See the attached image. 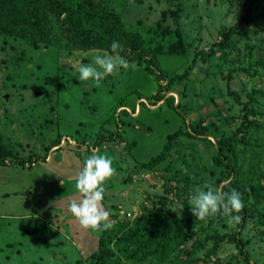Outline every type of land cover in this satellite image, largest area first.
Masks as SVG:
<instances>
[{"label":"rangeland","instance_id":"rangeland-1","mask_svg":"<svg viewBox=\"0 0 264 264\" xmlns=\"http://www.w3.org/2000/svg\"><path fill=\"white\" fill-rule=\"evenodd\" d=\"M247 1L184 0L181 16L179 12L167 14L161 21V11L178 8L177 1L113 0L112 5L123 13L128 29L170 26L173 34L175 30L183 32L179 31L184 34L180 40L190 46L189 53L182 57L157 56L165 73L160 93L173 100L188 124L205 130V136L175 140L166 162L156 170H145L140 164L158 155L166 136L178 128L185 129V125L164 101L155 103L153 96L159 86L145 64L128 60L127 70L121 68L96 86L91 80L81 81L78 69L104 51L53 50L45 45L33 50L18 41L0 38V141L22 159L31 161L20 165L6 160L0 165V264H96L100 239L107 237L113 238L107 244L110 264H139L127 258L134 245H129V240H116L133 230L141 214L153 212L145 233H154L164 218H184L191 213L190 198L205 182L219 179L221 183L215 184L224 186L225 181L233 180L230 168L214 164L213 158L219 140L238 129L240 135L232 142L236 155L234 149L223 144L221 156L236 163L237 177L247 178L244 183L264 182V96L254 94L252 100L249 97L254 90L264 92V70L249 66L264 57V0L257 4L263 10L261 24L238 31L250 36L238 40L235 34L228 48L214 47V56L205 63L196 55L210 50L211 44L219 40V31L239 19ZM194 56L197 64L189 75L182 80L175 78ZM220 56L227 60L228 68H238L230 74L231 79L225 72L227 67L222 72ZM171 79L176 81L166 90ZM228 90L239 93L241 102L247 103L249 120L256 127L245 124L240 128L241 106L227 94ZM122 105L128 108V116L119 114ZM119 117L130 125L120 120L121 126L115 125ZM119 129V140L94 146L98 137ZM58 133L62 142L45 154L44 147L51 145ZM77 135L80 139L85 136L82 148H78ZM87 145L92 147L91 152ZM94 151L112 157L116 169L104 185L103 205L113 222L109 230L86 229L69 211L70 202L80 199L76 181L86 158ZM167 187L169 194L165 192ZM121 212H130L131 217L121 218ZM261 213L264 202L241 233L246 255H241L235 244L224 242L218 256L208 261L264 264ZM191 224L198 238L237 230L236 223L229 222L228 217L213 222L210 218L193 220ZM169 226L172 225L166 228ZM195 237L184 245H191Z\"/></svg>","mask_w":264,"mask_h":264},{"label":"trees","instance_id":"trees-1","mask_svg":"<svg viewBox=\"0 0 264 264\" xmlns=\"http://www.w3.org/2000/svg\"><path fill=\"white\" fill-rule=\"evenodd\" d=\"M175 1H177L176 5L179 7L175 9L169 8L167 13L164 10L161 11V21L165 20L167 14L176 15L179 12L178 15H182V12H184L182 6L184 0ZM258 1L259 0H248L245 2L241 7L242 14L239 19L234 21L232 25L224 26L219 31V40L211 44L210 50L208 52H198V54H196L200 56L203 63L214 56L215 48H228L231 42H234L233 36L238 34L241 28L248 29L249 27L261 24L260 21L262 19L263 10L257 5ZM112 4L113 0H0V38H2L3 41H7L8 39L18 41L31 47L33 50H37L42 45H45L53 50L54 48L65 51L99 50L108 53L111 52V42L113 40L119 41L124 47V51L121 53L124 58L129 61L134 60L138 65L145 64L146 70L155 76L159 86V90L153 96L155 103L159 104L161 101H164V104L166 103L167 106H170L171 109H174L181 116L183 124L185 125V129L178 128L173 133L166 136V142L158 155L152 157L148 162L140 164V167L145 170H156L158 165L166 162L168 153H170L175 140L179 138L195 140L201 137V135L205 136V130H199L195 124H188L184 114L179 111V107L173 103V100L165 98L164 94L160 93L165 73L160 69L157 56L160 54H169L182 57L189 53L190 46L185 43L183 45V42L180 40L182 35H184L181 34L183 32L175 30L174 35L170 26L161 27L160 29L151 26L144 28V31L142 28L134 29L135 26L133 29H128L123 19V13L116 10ZM199 29L200 28L196 29L198 34L200 32ZM246 36L250 35L247 32L243 35L238 34L235 39L240 40L241 38H246ZM197 56H194L186 70L175 78L182 80L187 77L197 64ZM220 58H223L221 68L223 72V68L227 67L228 64L227 60L224 61L223 56H220ZM223 64L225 65L223 66ZM249 66L252 68L259 67L264 70V57H262L261 60L258 59L254 63L249 64ZM237 69L238 68H225V72H227L229 79H231L230 74L232 72H237ZM251 73L255 75L254 71ZM174 81L176 80L171 79L166 86V90L169 89V85ZM227 94L233 96L235 101L241 106L243 121L240 124V128H243L245 124L256 127V125L249 120L250 113L246 107L247 103L241 102L239 93L228 90ZM254 94L264 96V92L261 90H254L249 94L251 100ZM155 103L152 105H157ZM127 109L126 106L122 105V108H120L118 112L120 115L128 116L130 113ZM108 120L112 119H107V121ZM119 120L120 123H128L124 121L122 117H119L116 119L117 123L115 122V125L118 124ZM120 123L118 124L119 127L121 126ZM119 131L120 129L115 132H109L107 136L98 137L93 143L94 146L100 147L103 143H111L115 140H119ZM76 132H78V130H76ZM239 135L240 129L236 130L231 136L219 140L220 146L217 150V155L213 158L214 164L230 168V173L234 175L233 180L225 181V190L227 191L234 188L242 194L245 207L240 213H233V215H240L242 217L238 223L235 222L237 230L216 236L214 234H206L203 238L195 237L196 231L193 229L191 223L193 220L198 219H196L191 212L184 218H164L158 222V228L154 233L146 234V222H151L154 216L153 212H148L146 214H141L135 219L133 230L128 234L121 235L120 238L116 240H129V245H134L133 250L127 256L128 260L131 262H138L139 264L150 262L154 264H209L210 262L208 260L217 255L224 242L235 244V247L238 248L241 255L247 254L245 249L246 241L241 238V233L246 227L248 220L251 221L255 218L257 207L264 202V182L244 183L243 181H246L247 178L246 176L237 177L238 168L236 167V163H233L227 156H221L223 144H227L231 147L230 149H234L235 144L232 146V142H236ZM79 136H76L78 148H82L81 145H85L86 140L84 135L82 139H80ZM61 142L62 136L58 133L56 138L53 139V143L44 147L45 154L48 149L50 150V148L58 146ZM131 144L133 145L134 142ZM87 149L90 152L92 151V147L89 145H87ZM233 155H236L235 149ZM6 160H9L10 164L18 163L20 165L31 162L30 160L27 162V160L13 153L0 141V165L6 164ZM215 183L220 184L221 180L217 179ZM165 192L168 194L171 193L168 187ZM263 215L264 213H261V218L259 220L261 224H263L264 220L262 219ZM220 217L226 216L217 214L209 218L211 222H213ZM168 224L172 225L169 226V229L166 228ZM198 229L202 231L201 228ZM28 232V230L24 231V233ZM194 237L195 239L192 244L186 247L184 245L185 242ZM112 241V237L100 239L98 246L99 254L95 256L96 264H110L107 259L110 257L111 253L107 248V244ZM202 251L204 252L200 255L199 253ZM220 261L221 260L218 259L215 264H222Z\"/></svg>","mask_w":264,"mask_h":264},{"label":"clouds","instance_id":"clouds-1","mask_svg":"<svg viewBox=\"0 0 264 264\" xmlns=\"http://www.w3.org/2000/svg\"><path fill=\"white\" fill-rule=\"evenodd\" d=\"M110 48V53L95 54L91 63L79 67L81 81L91 80L100 86L106 76L130 67L129 61L121 55L124 47L119 41L113 40ZM115 174L113 158L109 155L94 151L86 158L75 185L80 199H73L69 204V211L82 227L103 230L113 227L111 213L105 209L103 200L106 190L104 185ZM190 203L192 214L201 221L221 214L228 217L229 222L238 223L242 217L233 213L238 214L245 207L239 191L234 188L226 191L223 185L214 182H205L191 196ZM125 214L121 212L120 217L129 219Z\"/></svg>","mask_w":264,"mask_h":264},{"label":"built area","instance_id":"built-area-1","mask_svg":"<svg viewBox=\"0 0 264 264\" xmlns=\"http://www.w3.org/2000/svg\"><path fill=\"white\" fill-rule=\"evenodd\" d=\"M125 216H126L127 218H130V217H131V214H130V213H126ZM214 261H215V260L213 259L212 262H210L209 264H213Z\"/></svg>","mask_w":264,"mask_h":264},{"label":"crops","instance_id":"crops-1","mask_svg":"<svg viewBox=\"0 0 264 264\" xmlns=\"http://www.w3.org/2000/svg\"><path fill=\"white\" fill-rule=\"evenodd\" d=\"M251 264H253V263H251Z\"/></svg>","mask_w":264,"mask_h":264},{"label":"water","instance_id":"water-1","mask_svg":"<svg viewBox=\"0 0 264 264\" xmlns=\"http://www.w3.org/2000/svg\"><path fill=\"white\" fill-rule=\"evenodd\" d=\"M5 98H7V97H5Z\"/></svg>","mask_w":264,"mask_h":264}]
</instances>
